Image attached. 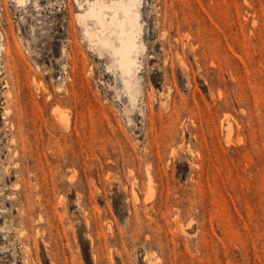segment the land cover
<instances>
[{
    "label": "rangeland",
    "instance_id": "obj_1",
    "mask_svg": "<svg viewBox=\"0 0 264 264\" xmlns=\"http://www.w3.org/2000/svg\"><path fill=\"white\" fill-rule=\"evenodd\" d=\"M95 1L0 0V264H264V0H136L132 90Z\"/></svg>",
    "mask_w": 264,
    "mask_h": 264
},
{
    "label": "bare ground",
    "instance_id": "obj_2",
    "mask_svg": "<svg viewBox=\"0 0 264 264\" xmlns=\"http://www.w3.org/2000/svg\"><path fill=\"white\" fill-rule=\"evenodd\" d=\"M135 2L136 0H128L127 2L122 0L119 2L113 1L106 5L96 3L95 1L94 3L96 4H92L91 9L81 15L83 20L86 16H94L101 23L102 27L105 28L104 31H108L105 33L101 32L103 36H98L99 34L90 32V28L89 30L86 29L91 36L95 35L94 38L97 39V44L105 46L111 51L116 65L121 70L122 75L125 77L124 80L131 90L133 88L132 78L135 76L137 62L135 55L138 48L135 24L139 22V15L133 9L136 6ZM106 8L114 10V15H112V18L110 17L111 19L107 18Z\"/></svg>",
    "mask_w": 264,
    "mask_h": 264
}]
</instances>
